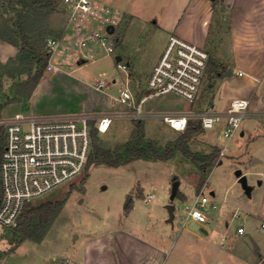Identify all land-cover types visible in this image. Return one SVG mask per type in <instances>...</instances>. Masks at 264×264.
Here are the masks:
<instances>
[{
  "label": "crops",
  "instance_id": "crops-1",
  "mask_svg": "<svg viewBox=\"0 0 264 264\" xmlns=\"http://www.w3.org/2000/svg\"><path fill=\"white\" fill-rule=\"evenodd\" d=\"M101 1L106 3L105 0ZM157 2L155 1V4ZM158 3L161 5L162 2ZM106 4L119 11L123 18L124 14L134 16L135 19L137 17L130 9H120L123 7L108 2ZM155 24L169 38L172 35L178 36L208 52L210 68L213 69L211 76L216 78L212 79L205 92L199 95V111L213 106L223 112L233 100H249L250 116L239 130L238 139L247 140L249 147L257 146V153L264 151V0H168ZM165 49L166 47L147 70L146 76L150 77ZM18 54L19 48L6 40L5 34H0V72L3 71L2 66L15 60ZM84 54L89 60L97 57H94V52L91 51H84ZM119 57L123 60L118 55L116 62ZM89 60L78 57L61 59L56 56L52 61L55 68L49 70L31 96L19 104L21 109H27L26 113L18 111L16 115L56 117L112 114L111 96L117 95L124 83L113 79L112 84L107 82V86L100 89L99 84L91 85L81 81L75 74L81 71ZM127 64L130 65V62ZM143 92L140 98L134 94L136 102L149 93L147 82ZM175 101H179L181 107H177ZM191 106L181 97L167 94L149 98L143 108L148 119L162 121L159 115L154 114L193 110ZM2 112L1 119H11L2 117ZM204 131V137L209 139L213 148L210 153L201 154L210 155L216 149L219 151L218 159L209 170L206 183L200 190L198 184L194 193L180 191L179 180V195L167 204H174L175 217L171 224L174 227L178 215L181 230L186 226L189 233L190 228H198L204 234L203 239L208 241L202 248L206 264H224L226 260L235 264H260L264 261V174L258 179L257 172H242L249 190L244 188L235 174L236 180L231 185L235 193L231 195L229 189L219 193L208 179L213 169L223 164L221 158L226 156L227 151L231 153V149L227 146L226 153L221 155L223 148L214 143L215 134L208 133L212 130ZM217 133L220 137V130ZM192 164L198 170V167ZM254 194L256 198L251 206L249 198H253ZM197 195L208 197L210 200L204 206L207 216L204 224L188 219L183 212L185 206L193 204ZM178 198L179 202L176 203ZM153 201H157L155 195L143 198V203L147 206ZM131 204L132 201L125 207L129 209ZM154 209L152 206L146 207L142 212L144 221L139 222L134 217L136 210L133 207L132 212H127V222L107 226L102 234L89 237L81 250L75 255L63 258L60 264H63L66 258L71 260V264H177V259H174L170 252L172 237L155 229L152 218L147 215L153 213ZM168 220L166 222L170 223ZM239 228L244 229L243 233L238 232ZM179 232L177 234L181 237L183 233L180 230ZM216 239L218 243L215 242Z\"/></svg>",
  "mask_w": 264,
  "mask_h": 264
},
{
  "label": "rangeland",
  "instance_id": "rangeland-1",
  "mask_svg": "<svg viewBox=\"0 0 264 264\" xmlns=\"http://www.w3.org/2000/svg\"><path fill=\"white\" fill-rule=\"evenodd\" d=\"M21 1L23 0H0V34L6 35L7 28L18 31L20 18L23 15L26 16L25 12H27L23 9ZM54 1L56 3L54 12L33 9L27 13L28 24L31 27V41L39 49H48L47 37L61 36L67 24V14L64 11L62 0ZM155 1L162 3L161 5L158 2L155 4ZM105 2L123 7L120 9H130L136 13L137 17L135 19L134 16L128 14L122 17L120 26L117 28L118 42L114 55L106 56L100 49L94 50L100 55L84 64L83 69L75 76L91 85H98L101 81L110 83L113 79L125 83L126 74L117 67L116 57L119 55L123 58L122 63L130 62L129 87L136 97L140 98L144 93L146 82L148 83L147 70L167 47L169 41L168 35L159 30L155 24L166 8L168 0H115V2L105 0ZM61 56L59 57L62 59ZM29 67V63L24 67L16 65L11 68V73H14L13 77L3 76L1 78L0 103L5 106L2 117L12 119L18 111L26 113L27 109H21L19 104L27 99L26 81L29 79V73L22 72ZM212 70L209 56L200 94L205 92L208 83L216 78L211 76ZM48 71L47 68L45 75ZM174 104H178L177 107L182 105L179 101H175ZM191 108L198 112V101ZM111 112L112 114L95 115L96 117H113L106 133H100L96 128L97 118L91 121V126L92 129H97L100 145L104 149L118 152L119 146L130 139L136 121L128 117V113L132 112L129 108L112 105ZM194 120L199 121V119ZM142 121L145 126L146 139L159 147L163 148L169 143L176 142L181 134L171 130L159 119L145 118ZM219 130L221 131V125H217L208 133L215 134L213 141L221 149L229 146L231 153L226 150V156L221 158L223 164H217L218 166L213 169L208 181L219 193H224L229 189L233 195L235 192L231 185L236 180L237 171L257 172L258 179L264 174V151H260L261 154L257 153L255 150L258 147H249L247 140L238 139V133L233 139L226 141L218 136ZM204 135L205 131L202 130L191 138L189 144L193 152H200V154L211 152L212 143ZM190 162H192L190 159L178 154L172 161L139 160L118 168L105 165H92L88 168L87 164L85 172L77 180L34 204L56 201L66 197L68 192L75 188L69 194L65 205L43 241L36 242L27 239L18 245L15 251H10L19 243L21 236L15 234V228L5 229L0 225V264H60L63 258L75 255L81 250L89 237L102 234L107 226L127 222V212H130L133 207L136 210L134 217L139 222L140 220L143 222L142 212L150 206L155 209L153 213H147V215L152 218L155 229L163 231L173 239L170 241V252L171 256L177 259V264H206L202 248L208 244V241L203 239L204 234L198 228H190L189 233L186 231V226L181 230L178 215L174 227L166 222L169 219L166 206L168 202H171L173 182L180 180V191L185 190L188 194L194 193L196 185L199 184L201 173ZM147 195H155L157 201H153L148 206L145 205L143 198ZM129 196L132 204L128 209L125 205ZM254 196L255 194L253 198H249L251 206L256 198ZM178 202L179 198L176 203ZM179 230L183 233L181 237L178 236ZM215 242L218 243V239ZM224 264L235 263L226 260ZM260 264H264V261Z\"/></svg>",
  "mask_w": 264,
  "mask_h": 264
},
{
  "label": "built area",
  "instance_id": "built-area-1",
  "mask_svg": "<svg viewBox=\"0 0 264 264\" xmlns=\"http://www.w3.org/2000/svg\"><path fill=\"white\" fill-rule=\"evenodd\" d=\"M62 5L67 24L59 38L48 40V70L55 68L52 61L60 55L62 59L80 57L89 60L84 51L100 49L105 55L115 54L117 28L122 20L119 11L101 0H62ZM110 27L114 28L112 33ZM98 55L94 52V57ZM208 61L209 54L205 49L172 35L148 79L149 93L139 102L129 87V65L122 60L117 62L118 69L126 74V82L117 95L111 96L113 105L131 109L128 117L135 121L147 118L143 105L152 97L173 94L193 105L199 99ZM105 86L107 81H101L98 88ZM249 108V100L237 99L223 112L210 106L198 112L185 110L154 115H159L165 125L178 133H184L194 119H199L204 130L221 125L220 137L228 141L250 116ZM96 118V128L100 133H106L113 117L17 114L12 119L0 118V127L4 128L6 135L0 163L2 227L15 228L27 206L68 186L85 172L92 150L91 121ZM226 150L225 146L221 155ZM209 201L208 197L197 195L193 204L185 206L183 212L188 219L204 224L207 221L204 206ZM243 231V228L238 229L239 233ZM63 264H71V260L66 258Z\"/></svg>",
  "mask_w": 264,
  "mask_h": 264
},
{
  "label": "trees",
  "instance_id": "trees-1",
  "mask_svg": "<svg viewBox=\"0 0 264 264\" xmlns=\"http://www.w3.org/2000/svg\"><path fill=\"white\" fill-rule=\"evenodd\" d=\"M23 9H26V16H21L18 23V31L12 28L6 29V40L19 48L18 57L10 61L6 66H2L3 71L0 72V80L3 76L13 77L11 68L16 65L24 67L29 63L30 67L23 70L22 73L28 72L29 79L26 81L27 98L36 89L49 66L50 54L48 49H39L32 43L31 27L28 24V11L37 9L39 11H55L56 3L54 0H23ZM59 36H49L46 39V46L50 38H59ZM215 71V70H214ZM216 75L218 72H214ZM221 75V74H220ZM4 105L0 104V116ZM200 121L192 120L188 129L181 133L176 142L159 147L154 142L146 139L145 126L143 121H136L130 139L119 146L118 152H112L104 149L99 142L97 129H92V150L88 160V168L92 165H105L111 168H118L122 165L130 164L134 161H150V162H167L175 158L177 154L190 159L201 173V179L198 189L200 190L206 183V179L211 167L218 159L219 151L214 150L210 155H202L191 150L189 142L191 138L202 131ZM6 144V135L3 127H0V163ZM73 188L72 190H74ZM70 190L66 197H62L56 201L41 202L38 205H29L19 219L18 225L14 232L20 235V241L10 251H14L18 245L25 240L30 239L41 242L48 233L52 224L58 217L60 211L65 205ZM179 193L177 194L178 197ZM2 188L0 180V204L2 202Z\"/></svg>",
  "mask_w": 264,
  "mask_h": 264
},
{
  "label": "water",
  "instance_id": "water-1",
  "mask_svg": "<svg viewBox=\"0 0 264 264\" xmlns=\"http://www.w3.org/2000/svg\"><path fill=\"white\" fill-rule=\"evenodd\" d=\"M110 30V33L113 32L114 28L113 27H110L109 28ZM121 61V58H117V62ZM236 176H238L240 178V182L243 184L244 188L246 190H249L248 187H247V182H246V178L242 176V172L241 171H237L236 172ZM179 187H180V182L178 180H175L173 182V186H172V191H171V196H170V200L171 201H174L177 197V194H178V191H179ZM131 197L129 196L128 197V200L126 202V205H128L129 201H130ZM125 205V206H126ZM167 210H168V213H169V222L170 223H173L174 221V204L173 203H170L168 206H167Z\"/></svg>",
  "mask_w": 264,
  "mask_h": 264
},
{
  "label": "snow or ice",
  "instance_id": "snow-or-ice-1",
  "mask_svg": "<svg viewBox=\"0 0 264 264\" xmlns=\"http://www.w3.org/2000/svg\"><path fill=\"white\" fill-rule=\"evenodd\" d=\"M177 127H179V125H177Z\"/></svg>",
  "mask_w": 264,
  "mask_h": 264
}]
</instances>
